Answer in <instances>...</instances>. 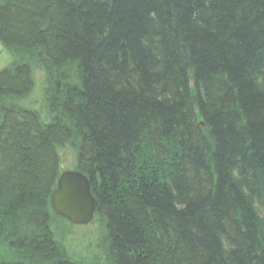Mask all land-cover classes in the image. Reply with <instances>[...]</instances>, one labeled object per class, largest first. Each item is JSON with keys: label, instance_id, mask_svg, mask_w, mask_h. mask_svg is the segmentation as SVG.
I'll use <instances>...</instances> for the list:
<instances>
[{"label": "trees", "instance_id": "trees-1", "mask_svg": "<svg viewBox=\"0 0 264 264\" xmlns=\"http://www.w3.org/2000/svg\"><path fill=\"white\" fill-rule=\"evenodd\" d=\"M0 43V264H85L55 239L63 147L92 264H264V0H0Z\"/></svg>", "mask_w": 264, "mask_h": 264}, {"label": "rangeland", "instance_id": "rangeland-1", "mask_svg": "<svg viewBox=\"0 0 264 264\" xmlns=\"http://www.w3.org/2000/svg\"><path fill=\"white\" fill-rule=\"evenodd\" d=\"M11 61V55L0 43V68L6 66ZM42 76L40 74L36 77L34 91L26 99L25 104L41 108V87ZM59 154L62 157L61 170L74 168V153L69 147L60 149ZM64 226L61 233H55V239L65 247V252L70 259L83 262L85 264L94 263L92 260L99 257L101 247L99 234L100 229L95 220L90 221L88 224H74L69 220L61 217L56 220Z\"/></svg>", "mask_w": 264, "mask_h": 264}, {"label": "water", "instance_id": "water-1", "mask_svg": "<svg viewBox=\"0 0 264 264\" xmlns=\"http://www.w3.org/2000/svg\"><path fill=\"white\" fill-rule=\"evenodd\" d=\"M50 201L55 213L74 224H86L93 218L95 199L88 178L77 170L61 172Z\"/></svg>", "mask_w": 264, "mask_h": 264}, {"label": "bare ground", "instance_id": "bare-ground-1", "mask_svg": "<svg viewBox=\"0 0 264 264\" xmlns=\"http://www.w3.org/2000/svg\"><path fill=\"white\" fill-rule=\"evenodd\" d=\"M38 74H40L41 76H42V78H43V80H44V72L41 70V69H39V70H35L34 71V81L36 82V77H37V75ZM34 87H35V85H34ZM33 91H34V88H33V90L31 91V93H30V95L33 93ZM90 184V183H89Z\"/></svg>", "mask_w": 264, "mask_h": 264}]
</instances>
